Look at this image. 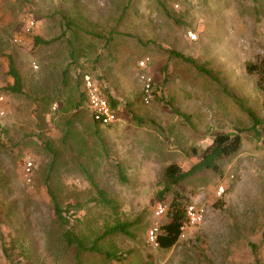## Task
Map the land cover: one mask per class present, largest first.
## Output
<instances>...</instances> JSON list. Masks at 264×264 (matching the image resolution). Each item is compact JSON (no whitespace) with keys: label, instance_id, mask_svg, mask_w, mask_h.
<instances>
[{"label":"rangeland","instance_id":"1","mask_svg":"<svg viewBox=\"0 0 264 264\" xmlns=\"http://www.w3.org/2000/svg\"><path fill=\"white\" fill-rule=\"evenodd\" d=\"M28 20L32 31L13 45ZM35 37L51 43L33 46ZM8 57L23 95L3 90ZM261 59L264 0H0V264H264V93L246 71ZM79 73L116 100L111 125L94 127ZM218 133L241 139L217 161L220 175L204 169L170 184L167 170H189ZM173 190L207 214L162 250L147 236L167 222L155 211L168 210ZM116 225L129 235L103 236Z\"/></svg>","mask_w":264,"mask_h":264},{"label":"trees","instance_id":"2","mask_svg":"<svg viewBox=\"0 0 264 264\" xmlns=\"http://www.w3.org/2000/svg\"><path fill=\"white\" fill-rule=\"evenodd\" d=\"M109 38L110 36H108V38L105 39V43H109ZM50 43L51 41H45L38 37H35L33 40V46H38L40 44L49 45ZM13 45H17V44L13 43ZM172 54L177 58H180L181 60L192 64L197 69V71L202 72L207 76L213 77L211 71L197 65L193 59L189 57H185L180 53H172ZM69 56L70 58H72V51H70ZM28 68L30 70L31 68L30 65L28 66ZM246 71L248 73L257 74L258 77H257L256 85L264 93V59L259 60L258 63L248 64L246 66ZM67 73L68 72L66 68L61 72L60 78L63 84L64 83L66 84ZM8 75H10V77L12 78V83L4 87L3 89L4 92L7 95H16V94L23 95L24 94L23 79L21 73L18 72L17 68L15 67L14 61L11 57H8ZM83 76L84 74L81 73H79L78 76H76L75 85L76 87L79 86L81 87V93H80L81 99L83 100L84 103H86V94L83 86ZM101 94L108 101L110 107L113 110H115V107L117 105L116 100H114L106 91L103 92L101 90ZM263 107H264V103H263ZM87 111L96 129H98L99 126H104L93 121L90 110L88 109ZM137 120H138L137 121L138 124L143 122L142 119H137ZM254 120L255 123H258V120L255 117ZM240 145H241V139L238 134L231 135V134L218 133L213 137L211 144L206 149L203 150L198 163L194 164L186 172H180L179 170H177V168L176 169L169 168L167 170L166 176L170 184L178 185L180 182L184 181L188 177H191L194 174L204 169L211 170L214 173L220 175V169L217 164V161L235 154L240 149ZM46 148H49L48 143L46 144ZM51 152L53 153L52 150ZM92 185L95 191L97 192L98 196H100L99 197L100 200L105 203L109 202L106 199H104L105 198L104 192L101 191V189L96 184H92ZM51 200L53 203V212L55 218L62 227H65L68 224L67 223L68 221L65 217L66 209L61 208V206L58 204V202L55 200L52 194H51ZM188 203H189L188 198H186L182 193L176 190L171 191V201L169 203L168 210L166 211V217L168 220L166 223L162 224L159 227V233L156 239L157 247L159 249L169 250L178 242L181 235L180 227L185 221V208ZM109 232L110 233L121 232L125 235H129L128 227L126 225H116L109 231H106V233H104L103 236L109 234ZM62 239L67 247L72 248L76 251V254H79L85 248L81 240L71 229L66 228L62 232Z\"/></svg>","mask_w":264,"mask_h":264},{"label":"built area","instance_id":"3","mask_svg":"<svg viewBox=\"0 0 264 264\" xmlns=\"http://www.w3.org/2000/svg\"><path fill=\"white\" fill-rule=\"evenodd\" d=\"M34 27V21H27L26 22V28L16 35L12 42L14 44L20 45L23 43L24 36L29 34L31 29ZM147 58L141 60L138 62V68L142 70V73L140 74V80L143 85L144 90V102H148L149 94L151 92V79L148 78L146 73H143L144 69L146 68ZM32 68L36 70L38 67L34 63H32ZM83 86L86 94V105L87 108L90 110L91 117L93 121L101 124V125H110L115 122L116 115L113 109L110 107L108 101L104 98V96L101 94V91L99 90V87L96 83V81L92 80L89 76L84 75L83 76ZM2 97H0V100ZM31 167V163L27 162L26 164V170L29 171ZM224 192V187L219 186L217 191V196L222 195ZM166 212V208L159 206L157 210L155 211L156 216L164 215ZM207 214V209L203 205H198L196 203H188L185 208V221L183 222L182 226L180 227L181 235L180 237H184V231L189 227H194L197 225H200ZM157 228H152L148 231V242L151 245L157 246Z\"/></svg>","mask_w":264,"mask_h":264}]
</instances>
